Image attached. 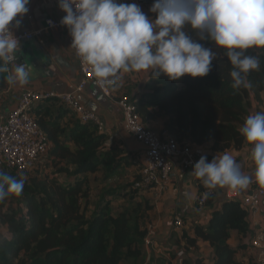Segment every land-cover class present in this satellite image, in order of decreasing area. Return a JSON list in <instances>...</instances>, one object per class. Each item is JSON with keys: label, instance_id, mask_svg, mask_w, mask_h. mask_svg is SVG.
Listing matches in <instances>:
<instances>
[{"label": "trees", "instance_id": "1", "mask_svg": "<svg viewBox=\"0 0 264 264\" xmlns=\"http://www.w3.org/2000/svg\"><path fill=\"white\" fill-rule=\"evenodd\" d=\"M153 2L139 0V6ZM148 15L155 19V13ZM189 35L198 39L191 30ZM199 42L217 53L208 75L172 81L165 76L150 78V71H145L143 90L129 100L147 128L152 129L149 122L161 120V130L180 146H208L213 153L239 150L245 141L239 128L249 115L250 99L264 98V49L247 50L246 54L259 57L261 67L248 74L251 87L234 89L224 50L210 40ZM6 76L0 73V95L10 90ZM30 114L48 148L27 170L0 165V171L27 177L20 197L0 203V264H142L143 237L153 206L143 194L151 186L135 185L141 167L136 156L114 145L107 132L80 121L61 100L39 102ZM206 157L212 159L210 154ZM125 175L131 181L121 182ZM113 179L119 182L110 185ZM94 188L97 194L91 198ZM213 196L214 191L205 202ZM188 228L180 231L183 249L196 246L199 239L208 242L213 250L211 264H245L244 257L250 259L248 254L238 257L246 242L235 246L228 242L232 233L240 240L252 235L239 201L224 200L204 224L194 217ZM205 260L184 259L182 264ZM155 264L170 260L158 257Z\"/></svg>", "mask_w": 264, "mask_h": 264}, {"label": "clouds", "instance_id": "2", "mask_svg": "<svg viewBox=\"0 0 264 264\" xmlns=\"http://www.w3.org/2000/svg\"><path fill=\"white\" fill-rule=\"evenodd\" d=\"M29 3L0 0V73H8V65L16 61L20 41L12 30L20 27ZM57 5L65 13L59 23L67 28L72 48L99 83L115 85L130 71H150V78L172 81L185 75L204 77L217 53L199 40H210L224 50L234 89L251 87L248 74L261 67L259 57L246 53L264 49V0H154L149 12L155 19L138 4L117 0H57ZM30 74L28 65L18 63L6 79L23 86ZM239 133L252 145L253 175L244 174L230 153L214 155L210 161L202 155L191 172L205 187L247 189L255 182L264 188V112L246 116ZM26 179L0 171V203L20 197Z\"/></svg>", "mask_w": 264, "mask_h": 264}, {"label": "crops", "instance_id": "3", "mask_svg": "<svg viewBox=\"0 0 264 264\" xmlns=\"http://www.w3.org/2000/svg\"><path fill=\"white\" fill-rule=\"evenodd\" d=\"M144 13H149L150 6L140 5ZM29 11L21 20L19 28L13 29L15 34L23 32H36L30 40H19L20 50L16 54V61L8 65L9 72L15 64L23 63L31 68L29 82L23 86L10 84L8 93L0 95V114L5 116L13 109L23 90H33L36 92H54L60 95L73 94L77 103L85 106L88 110L95 113L105 125L104 131L112 138L114 145L122 148L126 152H132L136 156V161L140 164L143 156V145L129 134L123 124V118L120 108L116 104V97H128L143 90L145 81V71H130L121 74V79L115 85H109L111 96L104 95L93 83H87L83 90L74 92L75 87L83 79L79 65L73 55L69 44L67 32L62 29L46 30L44 26L46 20L58 16L59 8L57 0H30ZM149 16V15H148ZM151 18V16H149ZM142 73V78L138 75ZM250 112H264V98L260 96L257 100L250 99ZM149 126L154 130L162 129V121L156 120L149 122ZM191 148L197 154V160L200 156L210 154L220 156L227 152L233 155L240 164L244 174L253 175L255 165L251 157L252 145L244 141V145L239 150H227L223 153H213L208 146H197L190 144ZM196 160V161H197ZM211 160V159H207ZM183 159L175 157L171 160L172 170L169 182L162 191L157 187H151L145 190L143 194L151 199L153 206L149 213V222L155 226V247L159 250L147 259L144 249V261L142 264H155L158 257H166L170 264H182V260L188 262L194 261L196 257L206 258L204 264H211L213 259V250L208 242L198 240L196 246L183 249V242L180 238L182 228L189 230V222L196 217L199 224H204L213 210L218 209L226 199L239 200L244 192L242 189H233L231 187H216L214 196L209 203L201 208H197L196 200L200 191L207 188L202 181L196 178L189 168L182 177L178 174L181 170ZM252 187H260L253 182ZM262 188V187H260ZM261 219H264V204L261 208ZM175 217H181L183 225L180 229L173 226ZM250 238L240 240L235 233H232L229 244L235 246L241 241L247 243V248L238 254V257L248 254L250 259L244 257V263L253 262V253L250 246Z\"/></svg>", "mask_w": 264, "mask_h": 264}, {"label": "built area", "instance_id": "4", "mask_svg": "<svg viewBox=\"0 0 264 264\" xmlns=\"http://www.w3.org/2000/svg\"><path fill=\"white\" fill-rule=\"evenodd\" d=\"M118 3H136L139 0H117ZM65 15L59 9L58 16L46 20L44 29H62L67 32L70 47L73 55L79 65L83 79L75 87L74 92L81 91L87 83H93L104 95L111 96V90L107 83H99L92 75L90 67L82 62L76 55L75 49L71 46V37L65 26L59 22ZM52 21L53 24H49ZM13 31V30H12ZM40 32H23L15 34L18 40H30ZM8 75V73H7ZM49 99H58L67 104L82 122H90L96 130L103 132L104 122L85 106L77 103L73 94L60 95L54 92H36L30 89L23 90L16 106L11 109L5 116L0 114V165L4 164L8 168L18 172L27 170L29 165L42 158L46 153L48 144L46 138L39 128L34 116L30 110L39 102ZM120 108L125 130L139 141L144 149L140 167V180L136 186L157 187L162 191L169 182L172 170L171 160L175 157L183 159L181 170L178 174L182 177L184 172L192 168L197 160L196 152L189 145L180 146L177 141L165 130H154L147 128L141 121L135 106L130 102L128 97H122L116 100ZM213 189L204 188L200 191L196 200L197 208L205 205L207 196ZM244 192L238 200L246 209V220L249 230L251 231L250 246L253 253L254 264H264V219H261V208L264 204V188L248 186L242 189ZM183 225L181 217H175L173 226L180 229ZM155 226L147 225V231L143 237V246L147 259L159 250L155 247Z\"/></svg>", "mask_w": 264, "mask_h": 264}, {"label": "rangeland", "instance_id": "5", "mask_svg": "<svg viewBox=\"0 0 264 264\" xmlns=\"http://www.w3.org/2000/svg\"><path fill=\"white\" fill-rule=\"evenodd\" d=\"M146 15H148L147 13H145ZM138 75L142 78V73H138ZM257 112V111H256ZM130 175V174H129ZM129 175L128 176H124V178L121 180V182H124V181H131L130 180V177H129ZM117 182H119V180H117V179H113V180H111L110 181V185H114L115 183H117ZM97 194V190H95V188L92 190V196H91V198H93V197H95V195ZM119 204H116L115 206H117V207H119L118 206ZM124 264H129V263H127V262H125Z\"/></svg>", "mask_w": 264, "mask_h": 264}]
</instances>
